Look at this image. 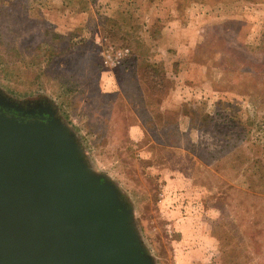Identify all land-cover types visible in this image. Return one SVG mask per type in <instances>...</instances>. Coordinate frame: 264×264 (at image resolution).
<instances>
[{"label": "rangeland", "instance_id": "1", "mask_svg": "<svg viewBox=\"0 0 264 264\" xmlns=\"http://www.w3.org/2000/svg\"><path fill=\"white\" fill-rule=\"evenodd\" d=\"M12 1L0 0V8ZM16 2L56 32L72 33L78 46L42 77L37 71L40 83L0 77V102L18 119L43 115L64 126L88 173L110 184L130 211L149 263L175 264V234L158 207L163 174L187 184L177 200L191 231L208 230L213 241L196 264L213 262L214 232L225 230L241 244L238 264H264V0ZM18 33L19 48L39 41ZM121 48L128 55L111 65L106 56ZM145 60L163 66L172 83L158 106L133 80ZM54 74L75 77L78 92L62 98ZM180 105L210 114L213 133L189 127L185 116L166 127L155 119Z\"/></svg>", "mask_w": 264, "mask_h": 264}, {"label": "water", "instance_id": "2", "mask_svg": "<svg viewBox=\"0 0 264 264\" xmlns=\"http://www.w3.org/2000/svg\"><path fill=\"white\" fill-rule=\"evenodd\" d=\"M50 117L0 111V264H151L131 214Z\"/></svg>", "mask_w": 264, "mask_h": 264}, {"label": "trees", "instance_id": "3", "mask_svg": "<svg viewBox=\"0 0 264 264\" xmlns=\"http://www.w3.org/2000/svg\"><path fill=\"white\" fill-rule=\"evenodd\" d=\"M16 1L10 2L4 10L0 8V77L7 81L18 79L24 81L23 78H26V82L40 83L45 70L52 68L55 62L65 58L78 45L70 41L72 33L60 34L55 31L52 24H49L41 16L31 17L28 12L22 13L20 6L17 7ZM234 16H240V14L235 13ZM15 25L18 28L12 30L17 27ZM23 25L25 28L22 27ZM23 31L26 32L25 35L33 34L34 38H39L37 44L19 48L21 35L18 32ZM258 51L260 48L255 52ZM37 71L41 77L36 74ZM34 73L35 77H31ZM54 77L61 82L62 98L68 99L78 92L79 85L75 77L65 76V74H54ZM133 78L142 88L143 95L152 99L153 102L149 104L151 107L160 105L172 90V83L167 78L163 66L148 60L141 61L137 65ZM181 116L189 119V127L213 133L212 116L200 113L195 107L180 105L176 111L158 112L155 119L166 127L167 121L178 120ZM219 219L221 218L217 219V223ZM214 235L216 239H219L220 246L213 256L211 264H238L237 257L241 244L234 238L235 236L233 237L231 230L216 231ZM179 238V235L175 234V240Z\"/></svg>", "mask_w": 264, "mask_h": 264}, {"label": "crops", "instance_id": "4", "mask_svg": "<svg viewBox=\"0 0 264 264\" xmlns=\"http://www.w3.org/2000/svg\"><path fill=\"white\" fill-rule=\"evenodd\" d=\"M62 2L67 4L69 0H62ZM131 137H133V135ZM161 175L164 184L162 186V192L159 195L158 207L161 210L163 220L168 224L166 228H168L170 232L169 236L170 234H177L180 237L176 241H171L175 253V264H196L199 261L203 262L205 258L213 252V241L208 230L205 231V229H203L198 236L191 231L190 223H188L187 220V207L185 206L182 208L177 200L178 195L179 198L185 195L187 184L178 182V186H175V184H171L170 181L165 180L163 174ZM194 207L192 206V208ZM204 226L203 222L202 227L204 228ZM200 237L204 240L200 241ZM204 244L206 246H204Z\"/></svg>", "mask_w": 264, "mask_h": 264}, {"label": "built area", "instance_id": "5", "mask_svg": "<svg viewBox=\"0 0 264 264\" xmlns=\"http://www.w3.org/2000/svg\"><path fill=\"white\" fill-rule=\"evenodd\" d=\"M127 55L128 50L121 48L113 52L111 55L106 56V59L108 62H111V65H119Z\"/></svg>", "mask_w": 264, "mask_h": 264}, {"label": "flooded vegetation", "instance_id": "6", "mask_svg": "<svg viewBox=\"0 0 264 264\" xmlns=\"http://www.w3.org/2000/svg\"><path fill=\"white\" fill-rule=\"evenodd\" d=\"M12 107H8V106H5L4 105V103L3 102H0V111H2V113H4V112H7L8 114H11V115H15L16 117H17V115L16 114H14L15 112V109H11ZM32 117H35V118H39L38 116H29V118H27V119H30V118H32ZM18 118V117H17ZM24 120H26V119H24Z\"/></svg>", "mask_w": 264, "mask_h": 264}]
</instances>
